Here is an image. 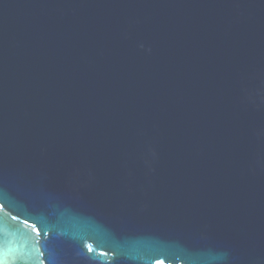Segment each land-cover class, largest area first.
Instances as JSON below:
<instances>
[{
    "label": "water",
    "instance_id": "1",
    "mask_svg": "<svg viewBox=\"0 0 264 264\" xmlns=\"http://www.w3.org/2000/svg\"><path fill=\"white\" fill-rule=\"evenodd\" d=\"M0 264H264V0H0Z\"/></svg>",
    "mask_w": 264,
    "mask_h": 264
}]
</instances>
